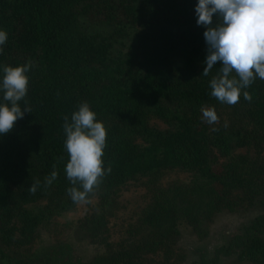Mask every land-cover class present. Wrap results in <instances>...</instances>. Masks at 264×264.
<instances>
[{
  "label": "trees",
  "instance_id": "obj_1",
  "mask_svg": "<svg viewBox=\"0 0 264 264\" xmlns=\"http://www.w3.org/2000/svg\"><path fill=\"white\" fill-rule=\"evenodd\" d=\"M197 3L0 0V30L8 35L0 53V81L4 65L32 64L25 98L32 113L25 112L11 132L0 135V264H120L131 258L119 252L82 262L69 244L23 248L32 246L39 228L46 230L53 217L76 206L66 191L73 185L65 173L62 125L63 117L70 119L82 102L107 131L102 159L111 172L99 186L105 197L136 176L159 169L193 175L188 184L154 189L144 213L151 239L143 246L164 249L181 224L200 230L221 211L245 206L256 212L252 221L216 249L214 259L201 256L199 264L214 262L220 254L264 264V164L232 152L236 146L264 145V80L257 78L243 90L251 102L241 95L236 105H227L210 95V79L221 65L209 76L201 75L207 45L205 29L196 23ZM85 21L128 35L129 52L114 60L112 35L88 32ZM20 103L23 111L24 101ZM203 106L226 111L233 123L202 122ZM151 116L173 124L165 131L152 129ZM237 123L243 132L237 131ZM53 170L57 179L45 187ZM36 180L40 185L33 195L28 188ZM38 201L45 203L39 216L24 209ZM88 224L101 227L103 222L97 218Z\"/></svg>",
  "mask_w": 264,
  "mask_h": 264
},
{
  "label": "rangeland",
  "instance_id": "obj_2",
  "mask_svg": "<svg viewBox=\"0 0 264 264\" xmlns=\"http://www.w3.org/2000/svg\"><path fill=\"white\" fill-rule=\"evenodd\" d=\"M88 32L100 31L105 35L111 34L113 48L111 57L122 60L129 52L132 44L128 35L116 33L111 28L93 27L85 21ZM219 123L231 125L232 118L223 110H216ZM218 123V124H219ZM172 121L151 116L148 120L150 128L165 131L171 128ZM217 124H214L215 126ZM244 128V127H243ZM237 123V131L243 129ZM136 143L144 147L142 140ZM233 154L247 156L251 160H259L264 164V145L235 147ZM193 175L178 168H163L152 175H138L124 185L113 189L106 197L103 190L98 188L90 194L85 202L76 203L68 212L53 217L47 224L46 230L39 228L32 246L23 248H39L55 244H69L82 262L90 261L111 253L130 254L120 264H199L201 256L206 260L214 259L216 249L228 243L231 236L237 234L240 228L247 226L256 212L245 206H238L234 211H221L216 214L200 230L187 223L181 224L177 233L168 242L166 250L151 249L143 246V242L151 239L152 228L144 223V213L152 203V193L155 188H166L173 182L188 184ZM44 201L28 204L26 211L39 216L44 207ZM101 218V227L90 226L92 219ZM55 229V230H54ZM208 264H249L239 262L237 256L218 255V259Z\"/></svg>",
  "mask_w": 264,
  "mask_h": 264
},
{
  "label": "clouds",
  "instance_id": "obj_3",
  "mask_svg": "<svg viewBox=\"0 0 264 264\" xmlns=\"http://www.w3.org/2000/svg\"><path fill=\"white\" fill-rule=\"evenodd\" d=\"M195 14L197 25L205 29L203 35L207 45L206 66L201 75L207 77L218 62L221 65L210 79V95L227 105H236L241 95L251 102V95L243 90L257 78L264 80V0H198ZM7 39V32L0 30V53H3L2 46ZM31 67V62L3 66L0 135L11 132L25 112L32 113L25 99L29 86L27 73ZM21 101H24L23 111ZM200 112L202 122L208 125L219 123L214 107L203 106ZM63 120V146L68 156L65 173L73 185L66 191L71 200L79 204L85 202L111 172V166L105 169L102 159L107 131L87 102L80 103L71 118L65 115ZM57 176V171L53 170L45 178V187L50 186ZM39 185V180L32 183L29 193L34 195Z\"/></svg>",
  "mask_w": 264,
  "mask_h": 264
}]
</instances>
